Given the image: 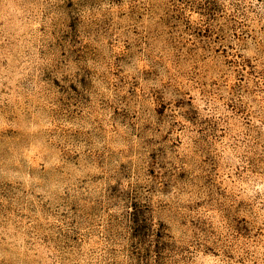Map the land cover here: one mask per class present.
<instances>
[{
    "label": "rangeland",
    "instance_id": "rangeland-1",
    "mask_svg": "<svg viewBox=\"0 0 264 264\" xmlns=\"http://www.w3.org/2000/svg\"><path fill=\"white\" fill-rule=\"evenodd\" d=\"M0 264H264V0H0Z\"/></svg>",
    "mask_w": 264,
    "mask_h": 264
}]
</instances>
